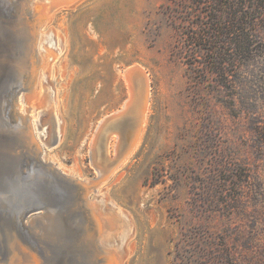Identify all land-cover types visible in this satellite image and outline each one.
<instances>
[{"label":"rangeland","instance_id":"obj_1","mask_svg":"<svg viewBox=\"0 0 264 264\" xmlns=\"http://www.w3.org/2000/svg\"><path fill=\"white\" fill-rule=\"evenodd\" d=\"M2 14L0 93L25 91L16 124L0 119V264L15 245L31 264H264V0H11ZM138 84L137 142L95 180L98 127Z\"/></svg>","mask_w":264,"mask_h":264},{"label":"water","instance_id":"obj_2","mask_svg":"<svg viewBox=\"0 0 264 264\" xmlns=\"http://www.w3.org/2000/svg\"><path fill=\"white\" fill-rule=\"evenodd\" d=\"M2 3L0 2V13L4 15L6 11L9 10L11 0H2ZM6 36L7 38L9 37L7 34ZM33 37L35 39V33ZM10 54H13L11 48H9V52L6 55L8 56ZM24 88L25 86H23L12 99L9 98L6 89H3L0 93V119L10 125L15 123L13 121V103L17 100ZM141 93L140 89L139 91L136 90V94H134L128 104L123 105L121 109L107 116L100 123L101 127L97 132L96 146L95 149H92L91 153L92 156L95 154L98 164L107 170V174L119 165L132 150L138 128L143 121L142 108L147 103V100L144 103ZM113 133L116 135L115 149L113 155H109V141ZM54 142H56V140ZM95 169L97 171V176H101L103 172L98 170L96 166ZM92 179L94 178H91V180ZM82 186L85 190H88L87 186L84 184H82Z\"/></svg>","mask_w":264,"mask_h":264},{"label":"bare ground","instance_id":"obj_3","mask_svg":"<svg viewBox=\"0 0 264 264\" xmlns=\"http://www.w3.org/2000/svg\"><path fill=\"white\" fill-rule=\"evenodd\" d=\"M131 70H133V75L135 76V77H139V75H141L142 73H141V70H142V68L139 66V65H134L133 67H130V68H128L127 70H126V78L129 80V76H130V74H131ZM141 74H140V73ZM41 72H39V74H40ZM38 74V76H37V79L34 81V79H35V77H34V79H33V82L31 83L32 85L31 86H28L27 87V89L26 90H28V91H31V92H33L34 90H35V88H36V85H37V80H38V78L41 76V75H39ZM142 76V75H141ZM141 83V82H140ZM139 83V84H140ZM139 84H138V86H139ZM139 89H140V86L139 87H136L135 86V89L134 88H131V96L126 100V102H125V104H128L129 103V101L131 100V98L134 96V94H136V90H138L139 91ZM143 92L141 93L142 94V98H143V101H144V103H145V101L147 100V98H148V96H146L144 93V85H143ZM24 90V89H23ZM25 91V90H24ZM18 98H19V96H18ZM18 98H17V102H18ZM17 102H16V105H17ZM147 105H148V102L146 103V105H144V107L142 108V110H143V121H142V123H141V126H139V128H138V131H137V135H136V139H135V141H134V144H133V147H134V145L136 144V142H137V138L139 137L138 135H139V132H140V130H141V127L143 126V123H144V119H145V116H146V109H147ZM14 108H15V105H14ZM15 110H16V108H15ZM100 127H101V125H99V127H98V130H97V132L99 131V129H100ZM96 137H97V133H96V135H95V138H94V140H93V147H92V149H95V142H96ZM54 144V143H53ZM132 147V148H133ZM92 151V150H91ZM93 164H94V166H96L97 168H98V170H100V171H102L103 173H102V175L101 176H97L96 178H95V180H102V179H104V177L105 176H107V170H105L104 168H103V166H100L99 164H98V162H97V158H96V156H95V154H93ZM93 186H95V185H93ZM97 223H98V225H99V228H100V231L102 232L103 231V224L101 223V221L97 218ZM107 227L108 228H110L111 227V224H109V225H107ZM14 248H15V253H14V256H13V260H12V262H11V264H31L30 262H29V260H28V258H27V256L25 255V252L24 251H21V249H20V247H18V245H15L14 246ZM28 255V254H27ZM29 257V256H28ZM110 264H118V257L116 256V255H114V254H110ZM35 264H39L38 262L37 263H35Z\"/></svg>","mask_w":264,"mask_h":264},{"label":"trees","instance_id":"obj_4","mask_svg":"<svg viewBox=\"0 0 264 264\" xmlns=\"http://www.w3.org/2000/svg\"><path fill=\"white\" fill-rule=\"evenodd\" d=\"M218 32H219V30H218ZM234 43H235V48L241 49L243 47L242 45L239 44L238 40H235ZM261 132L263 133V136H264V130H261Z\"/></svg>","mask_w":264,"mask_h":264}]
</instances>
